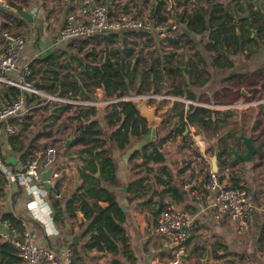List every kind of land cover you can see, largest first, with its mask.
<instances>
[{
  "label": "crops",
  "instance_id": "1",
  "mask_svg": "<svg viewBox=\"0 0 264 264\" xmlns=\"http://www.w3.org/2000/svg\"><path fill=\"white\" fill-rule=\"evenodd\" d=\"M118 1L104 0L101 3H104L113 15H118L120 12H123L120 10L123 6H128V13L134 16L150 14L151 10L147 6L151 3V0H147L146 2L130 0L134 7L123 4V2L119 3ZM159 1L152 0L150 9L153 8L154 2ZM164 1L169 6V0ZM216 1H219L228 10H235L241 18L247 20L251 19L249 12L254 10L258 5H261V10L264 12V0H234L236 5L233 2H228L224 5L222 0ZM81 2L82 0H24L23 4H21L22 10L32 15L31 22H27L20 16L0 9V17H2L0 22L1 20L4 22L1 25L6 27L12 26L26 40L24 46L19 51L16 69L11 71H2L0 69V74L6 79L17 80L19 70L32 60L44 58L54 51L58 53L63 50L69 51L67 47L71 41H60L57 34L58 30L65 23L69 11L73 7L80 5ZM192 2H197L202 7L208 6V0H193ZM191 5V10H193L194 3H191ZM174 10L179 9L175 6ZM170 21L172 22V19ZM254 24L257 25L258 23ZM245 27L246 25H242L243 30ZM250 29L251 37H256L257 30L253 27ZM252 29L255 31L254 35H252ZM156 32L159 31L153 28L151 34L148 35L150 41H147L149 43L153 39L155 46L160 45L158 43L160 35L159 33L156 34ZM137 34L141 33L137 32ZM195 38L196 40L198 39V43L195 42L196 47L202 52L201 37L197 35ZM160 40L163 42L162 38ZM259 40H264L261 32L257 38V44ZM3 43V34L0 28V50ZM257 44L249 43L248 48L255 51L248 57L245 56L244 52L246 51L232 56L234 66L229 69L212 64L209 57L204 55L208 64L206 68L209 71L207 80L199 86L189 84L188 88L195 95V99L179 97L181 98L179 101L204 100L207 102H219L239 98H254L260 90L257 84L264 78V73L260 76L255 75L257 69L264 67V55L260 57L257 53ZM160 47L156 46L155 49L150 50L151 57L157 55ZM162 48H168L166 43ZM142 49L140 48L139 51ZM192 50L191 48H179L176 50V53L181 57L183 54H193L194 50ZM142 52L144 55H147L143 50ZM187 67V72L180 71V75L185 80L193 78L190 72L192 66L190 64L189 67V62H187ZM11 86L4 80H0V105L14 98L11 94ZM94 93L97 98H102L100 88H96ZM27 95H31V93ZM161 100L158 99V103L154 105L157 106V115L162 116V122H164L165 116L163 113L174 100L167 99L170 103L160 105L159 102ZM63 104L65 103H42L41 99L38 98L33 104L27 105L28 110L20 116L9 119L6 122H0V157L2 163L8 169L18 171L28 158L40 157L45 147L48 146L43 142V139L48 134V128L45 130L47 126L59 124L57 136L60 137L63 135L65 129L68 128L61 127L63 124L68 125L63 121L64 110L75 107L74 104L70 103H68L70 107H63ZM53 105L54 107H52ZM102 107L97 108L96 114V118L101 123H103ZM44 108L47 109V116L42 117V120H36L38 123L37 127L35 126L32 131H28L27 128L33 124L31 122L33 116L29 115V113L41 111ZM52 108L59 111L54 112ZM66 114L71 116L73 110L70 109ZM162 122L155 127L156 134L163 135L166 131L176 126L173 117H170L163 126ZM71 126L67 130L66 135L56 140L59 143V150L55 167L60 175L64 174L62 178V190L65 192L66 197H69L74 190L81 186L77 176L76 163L78 160L72 154L73 151L79 149L81 146L74 144L71 135ZM263 127L264 104L247 110L232 111L228 121L219 125L211 123L207 128H199L193 125L188 126L187 132L185 133L184 131L183 134L187 135V139L191 141V144L185 149L179 147L180 137H175L172 143L165 144V149L168 152L166 158L168 165L173 170L181 168L179 169L180 173L174 177V184L179 188L183 199L180 203L173 204L172 206L187 212L191 216L190 230L192 231V237L186 248L187 252L185 254L187 257L186 259H182L181 264H200V259H196V256L192 254L194 248L205 249L204 255L202 256L204 257L208 254L205 264H264V248H260L264 236V133L260 132L258 134L259 131L264 130ZM193 128L195 129V133H193ZM241 134L251 136L253 138V144L260 146L259 151L252 155L250 161L243 160L231 151V148H233L237 154H244L246 152L242 140L239 137ZM67 139L70 140L68 145L65 144ZM217 140H220V145ZM39 144H41L42 148L39 147ZM108 144H110L111 155L115 161L116 182L111 185L107 183H103L102 185L112 192L124 213L122 226L128 237L129 249L131 251L130 257H127L121 248L118 253H102L93 249L82 250L86 237L89 234L88 232H84L90 219H86L79 211L75 212V218H66L63 228L59 229L55 226L57 229L55 233H47L44 225L34 220L28 213L26 204L30 200V196L16 182H8L1 171L0 240H5L2 236L4 232H7V234L11 232L13 234V231L9 227L6 228L2 221L5 214L12 213L22 220L25 230L29 232L37 244L54 250L60 257H64L66 250L74 245L80 257L83 259L84 264H116L115 262H119L120 264H169L173 256L174 248H171L166 239L156 231V224L153 218L157 219V217L153 216V210L145 206L146 201L142 206H137L135 203L141 199L130 196L127 191L128 182L132 178L127 163L128 157L125 156L127 150L120 151L113 142H108ZM134 144L135 142L132 145ZM215 144L219 145V148L225 147L230 152L220 157L221 159L224 158L225 162L226 159L229 160L232 166L228 172L220 174V176H224L222 184L227 186L229 184L227 179L229 173H234L247 190L249 198L254 205L251 211L249 227L243 232L237 231L234 222L227 216L217 218L212 214L209 203L213 195L198 200L192 196L189 189L184 187L185 184H191L193 187H199V185L203 184V179L206 178V172L210 169V163L207 157L211 155L212 151H209V148L212 147L213 149ZM198 151L203 155V158L198 155ZM187 161H190L189 165H186ZM223 166L224 164L220 165L219 170ZM75 181L78 183L77 186ZM50 185L48 183L45 184L47 188H50ZM106 205L107 203L104 201H97L96 203H92L91 207L95 211H99ZM232 259H234L233 263L231 262ZM0 264L6 263L0 259Z\"/></svg>",
  "mask_w": 264,
  "mask_h": 264
},
{
  "label": "trees",
  "instance_id": "2",
  "mask_svg": "<svg viewBox=\"0 0 264 264\" xmlns=\"http://www.w3.org/2000/svg\"><path fill=\"white\" fill-rule=\"evenodd\" d=\"M141 1L146 2L147 0ZM174 1L177 7H182L180 11L168 12L165 1L160 0L154 2L148 15L153 26L170 29L171 23H175L179 28L175 34H170L162 39L168 48H159L154 57H151L150 50L147 55H144L142 50L139 51L136 48L139 42L132 38L137 33L136 30L125 29L91 37L96 43L100 42L105 46L99 56L93 49L86 57L63 50L60 53L54 51L44 58L28 63L27 81L45 93L67 97V99H77L80 83L84 88L81 99L97 100L94 93L95 88L101 89L102 99H117V101L108 104L76 107L73 110V114L69 117L72 125L71 135L73 142L81 147L73 151L72 154L78 160L76 163L77 176L81 186L74 190L69 197H66L62 190L64 174H61L50 185V188L48 187V200L52 209L53 222L57 228L61 229L65 226L66 218H75L76 211L81 212L86 219H90L84 232L89 234L82 250L93 249L102 253H118L121 248L127 257L131 256L128 237L122 226L124 213L112 192L102 185L103 183L111 185L116 182V166L108 142L115 143L120 151H126L131 148L133 142L136 143L149 135L151 129L146 119L140 115L137 107L138 101L121 98L140 94H163L195 99V95L188 87L189 84L199 86L207 80L209 71L206 68L208 64L205 56H208L210 62L216 66L232 68L234 66L232 56L246 51L244 53L248 57L255 51L248 48L249 43L256 45L260 32L264 36V12L261 10V5L249 12L251 19L247 20L241 18L235 10H228L216 0H208L207 7L193 2L194 8L191 11H187L185 7L190 0ZM5 5L11 10L22 9V5H17L10 0H7ZM127 7L123 6L120 10L128 12ZM242 25H246L244 30ZM251 27L257 30L256 37H251ZM145 33L148 37L151 31H145ZM158 33L156 32V34ZM197 35L202 40V52L196 47L198 39L196 40L195 37ZM75 40L78 41V39ZM146 41H150L149 38ZM147 44L148 42L143 44V47ZM76 46L80 49L79 42L76 43ZM179 48H191L194 52L179 57L176 53ZM64 54L66 56L62 57ZM72 59L77 62L80 75L68 71L73 67ZM185 61L189 62V67L190 64L192 66L190 70L193 75L192 79L185 80L180 75ZM67 66L69 67L68 72H61L60 67ZM263 73L264 67L255 71L256 76ZM10 89L14 98L20 93V90L15 86H11ZM27 94H25L26 105L33 104L39 98L34 94ZM157 100H150L148 104H157ZM168 103L170 101L167 99L159 102L160 105ZM62 106L70 107V104L65 103ZM100 106H103V123L96 118L97 108ZM52 109L54 112L59 111ZM163 115L165 121L162 122V126L170 117L175 119L176 126L163 135L156 134L153 140L132 150L127 158L132 174L127 186L129 195L140 199L148 197L145 206L150 210H154L159 203V212L167 206L180 203L183 199L179 188L174 184V177L180 173L179 169L181 168L173 170L168 165L166 161L168 152L165 149V144L172 143L175 137H180L179 147L185 149L191 144L187 135L183 134L188 126L207 128L211 123L214 125L225 123L231 116V111L213 110L194 105H188V108L185 109L183 101L174 100ZM217 142L220 145V140ZM209 151H213L212 147L209 148ZM229 153L225 147L219 148L218 166L226 165L229 162L227 159L225 162L224 158H220ZM198 155L203 158L199 151ZM0 160H2L1 157ZM219 162L221 163L219 164ZM189 164L190 161H187L186 165ZM208 171L206 178L203 179V184L207 179ZM97 172L98 175H96ZM227 179L229 181L227 186L243 187L234 173L230 172ZM219 180L222 183L224 176L221 175ZM97 201H104L107 205L101 210L95 211L91 204ZM2 221L9 222V228L15 235H21L25 230L22 220L12 213L5 214ZM153 221L156 224L157 219L153 218ZM191 237L192 231L190 238L185 243L186 248ZM260 248H264V236ZM195 249L192 254L196 256V259L201 258L205 249ZM70 250L72 253L71 264H84L74 245L70 246ZM215 255L217 254L215 253ZM0 259L6 264H22L17 250L5 240H0ZM231 262L233 263L234 259ZM115 263L120 264L119 262Z\"/></svg>",
  "mask_w": 264,
  "mask_h": 264
},
{
  "label": "built area",
  "instance_id": "3",
  "mask_svg": "<svg viewBox=\"0 0 264 264\" xmlns=\"http://www.w3.org/2000/svg\"><path fill=\"white\" fill-rule=\"evenodd\" d=\"M148 17L143 15L134 16L128 12H120L118 15H113L104 3L96 0H82L80 5L73 7L69 11L65 23L58 30L57 36L60 41L87 39L95 35H107L125 29L136 30L141 35L146 36L145 31H151L154 28L164 38L174 34L179 29L175 23H171L170 29L153 26L150 17ZM25 41V37L22 34L10 33L9 31L3 33L4 43L0 50V69L2 71L16 69L19 51L24 46ZM28 74V63L19 70L17 80L6 79L0 74V80H4L9 85L15 86L20 90V93L14 99L0 105V122H6L9 119L18 117L28 110L25 98L26 93L38 96L42 103L72 102L80 107L102 105L117 101V99L104 100L102 98L97 100L67 99L48 94L29 83L26 79ZM121 99H136L138 102L152 99L181 100L179 97L163 94H140ZM183 102L185 109L188 108V105H194L232 112L263 105L264 98H239L232 101L214 103L199 100H183ZM193 131L195 133L194 128ZM58 150L59 143L57 142L46 146L39 158H28L18 171H11L0 160L1 173L8 182H16L30 196V200L26 204L28 213L34 220L44 225L47 233H55L57 231L48 200L49 190L45 184H53L60 176L59 171L55 167ZM48 168H51L48 179H42V172ZM230 169L229 162L222 169H218L217 172L209 169L203 186L193 187L191 184H185L184 187L189 189L192 196L198 200L213 195L209 203L212 214L217 218L227 216L234 222L237 231L243 232L249 227L251 211L254 205L244 187L224 186L220 182V174L228 172ZM190 222L191 216L187 212L172 206H167L158 213L156 231L166 239L168 244L172 242L178 243L174 248L169 264H180L182 256L186 253L185 243L191 236ZM3 223L6 228L10 225L8 221ZM2 236L17 250L19 257L22 259V264H71L72 262V253L69 248L66 250L65 256L60 257L54 250L37 244L27 230H24L21 235L4 232Z\"/></svg>",
  "mask_w": 264,
  "mask_h": 264
},
{
  "label": "rangeland",
  "instance_id": "4",
  "mask_svg": "<svg viewBox=\"0 0 264 264\" xmlns=\"http://www.w3.org/2000/svg\"><path fill=\"white\" fill-rule=\"evenodd\" d=\"M11 2H14L15 4H17V5H21V4H23V1L24 0H10ZM98 1H101V2H103L104 0H98ZM193 0H190V1H188L187 2V4H186V10L188 11V10H191L192 9V5H191V3H193L192 2ZM223 1V4L224 5H226L228 2H233L234 4H235V2H234V0H222ZM119 3L120 2H123V4H128L129 6H131V7H134L132 4V2L130 1V0H119L118 1ZM190 2V3H189ZM0 3L3 5V6H5V4H7V0H0ZM147 5V4H146ZM236 5V4H235ZM151 6H152V0H151V3H149L148 4V6H147V8L149 9V10H151L150 8H151ZM6 7V6H5ZM168 3H167V8H166V10L168 11ZM178 9L179 10H177V11H180L181 9H182V7H178ZM169 12V11H168ZM148 14H149V12H147ZM145 16H147L148 17V15H145ZM149 18V17H148ZM0 19H2V17H0ZM4 22L1 20V22H0V28H1V31H2V34L5 32V31H9L10 33H15L16 32V30L12 27V26H9V27H6V26H2L1 24H3ZM132 38H133V40L134 39H136L138 42H139V44L137 45V47L136 48H138V49H142V46H143V44H145V43H147V39H148V37L147 36H143V35H141V34H135V36H132ZM161 38H163V37H161L160 36V39ZM158 40V43L161 45V47H160V45H156V46H159L160 48H162V46L164 47L165 46V43L164 42H161V40ZM76 41V42H75ZM77 42H79V45H80V49H78L77 48V46H76V43ZM142 42H143V44H142ZM145 42V43H144ZM71 44V45H70ZM156 46H155V44H154V41H153V39H152V41L151 42H149L145 47H143V51H144V53H147L149 50H152V49H155L156 48ZM105 46H104V44L103 43H96V41H94V40H92L91 38L90 39H80V40H73V41H71V42H69V44H68V49H69V51H71L73 54H75V55H81V56H84V57H86V55L88 54V53H90V50H94V52H96L97 53V55L99 56V54H101V52H102V48H104ZM256 48H257V53L260 55V57H262L263 55H264V40H259V42H258V44H257V46H256ZM146 55V54H145ZM66 55L64 54L62 57H65ZM88 60H89V58H87ZM141 62V61H140ZM72 65H73V67H75V68H71V70H68L69 69V67L67 66V67H60V70H61V72H63V73H65L67 70L68 71H71V72H74L75 74H77V75H80L79 74V67L77 66V62L74 60V59H72ZM67 71V72H68ZM183 71V70H182ZM257 87L258 88H260V90H259V92H257V95L256 96H254V98H256V99H261V98H264V78H262L259 82H258V84H257ZM252 89V88H251ZM95 90H96V88H95ZM67 98V97H66ZM68 99H72V98H68ZM152 100H154V99H152ZM232 100H234V99H232ZM231 100V101H232ZM150 100H148V101H142V102H145L148 106H151L150 104H148V102H149ZM199 101H202V102H207V101H204V100H199ZM214 102H217V101H211V103H214ZM219 102H224V101H219ZM56 103H60V102H56ZM66 103H70V104H73L72 102H66ZM49 104V103H48ZM75 105V107H80V106H78V105H76V104H74ZM73 105V106H74ZM74 107V108H75ZM74 108L73 107H71L70 109L71 110H74ZM70 109H66V110H64V114H63V121L65 122V123H67L68 125H65V124H63L61 127H68L67 129H65V131L63 132V135L62 136H60V137H58L57 136V133H58V128H59V124L58 125H56V124H51V126H47L46 128H45V130L47 129V131H48V134L46 135V137L43 139V142H44V144L45 145H52V144H54L55 142H56V140H59L60 138H62L64 135H66V132H67V130H69L70 129V125H71V122H70V119L68 118V116H70V115H67L66 114V112H69L70 111ZM34 111V110H33ZM47 109L46 108H44V109H42L41 111H37V112H33V113H29V115H32L33 116V118L31 119L32 121L31 122H33V124H32V126L31 127H29V128H27V130L28 131H32L33 130V127H37V125H38V123L36 122V120L38 121L39 119H41L42 120V117H46L47 116ZM74 122V121H73ZM264 128V127H263ZM262 129V128H261ZM260 132H262V133H264V130H261V131H259V133L258 134H260ZM28 135V134H27ZM264 135V134H263ZM74 144H77L76 142H74ZM40 146L39 147H41L42 148V146H41V144H39ZM79 145V144H78ZM65 152V151H64ZM183 260H181V262H182ZM181 262H180V264H181ZM185 263V262H184Z\"/></svg>",
  "mask_w": 264,
  "mask_h": 264
},
{
  "label": "water",
  "instance_id": "5",
  "mask_svg": "<svg viewBox=\"0 0 264 264\" xmlns=\"http://www.w3.org/2000/svg\"><path fill=\"white\" fill-rule=\"evenodd\" d=\"M158 1V0H157ZM196 1V0H194ZM170 4H169V7H168V11H173L175 9V1L174 0H169ZM0 9H3V10H6L16 16H20L21 18H23L25 21L27 22H31L32 21V15L25 11V10H22V9H17V10H10L8 8H6L5 6H3L1 3H0ZM255 34V31L254 29H252V35ZM182 70L183 72H187L188 71V67H187V61H185V64L182 66ZM79 87H80V91L77 95V98H81V96L83 95L84 93V88L82 87V85L79 83ZM137 107L139 109V112H140V115L146 119L148 125L151 127V130H150V134L145 136L144 138H142L141 140H139L138 142H136L134 145L131 146V148H129L127 150V152H125V156L128 157L130 152L132 150H135L137 149L140 145L146 143V142H150L151 140H153L155 138V134H156V130H155V127L157 125H160V123L162 122L163 120V117L162 116H159L157 115L156 113V108L157 106L156 105H151V106H148L145 102H137ZM187 132V129L185 130V133ZM242 140V143L246 149V152L244 154H237V152L235 151V149L231 148V151L232 153H234V155L236 154L237 156H239L240 158H242L243 160L245 161H250L252 159V155L259 151V148L260 146L259 145H254L253 144V138L251 136H246L244 134H241L239 136ZM69 139L66 140L65 144L68 145L69 143ZM218 154H219V147L217 144H215L213 146V151L211 153V155H209L207 157V159L209 160V163H210V169L211 171L213 172H217L218 169H219V166H218ZM51 171V168H48L46 171L42 172L41 174V177L42 179H48V176H49V173ZM99 173L97 172L96 175H98ZM75 184L77 186V181H75ZM148 199V197L144 198V199H141V200H138L135 204L137 206H142L143 203ZM159 210H160V204L158 203L157 207L152 211V214L154 217H157V214L159 213ZM73 240H75V238H73ZM170 247L172 248H175L178 243L176 242H172L169 244ZM207 255L204 256V257H201L199 258L200 259V264H205V261H206V258H207ZM187 255L184 254L182 256V259H186Z\"/></svg>",
  "mask_w": 264,
  "mask_h": 264
},
{
  "label": "flooded vegetation",
  "instance_id": "6",
  "mask_svg": "<svg viewBox=\"0 0 264 264\" xmlns=\"http://www.w3.org/2000/svg\"><path fill=\"white\" fill-rule=\"evenodd\" d=\"M191 126V125H190Z\"/></svg>",
  "mask_w": 264,
  "mask_h": 264
}]
</instances>
